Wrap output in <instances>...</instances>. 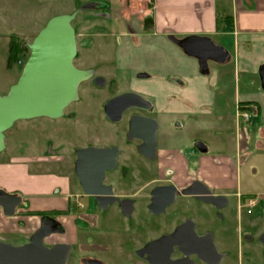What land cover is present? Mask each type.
I'll return each instance as SVG.
<instances>
[{
    "label": "rangeland",
    "instance_id": "1",
    "mask_svg": "<svg viewBox=\"0 0 264 264\" xmlns=\"http://www.w3.org/2000/svg\"><path fill=\"white\" fill-rule=\"evenodd\" d=\"M134 7L137 12L132 17L140 14V2L134 0ZM91 6L83 9L84 6ZM126 5L120 0H0V21L3 24L2 33L7 36H17L22 42L30 44L37 33L44 27L47 21L55 16L70 14L76 9L80 11L71 21L76 35L77 57L73 61L76 68L95 65L98 69L106 70L104 63L116 68L112 70L115 85L110 90L86 88V84L80 87V94H88V104L75 105L73 108L79 110L73 119L63 117L58 120L47 118H35L16 121L5 133V149L0 153V161L8 160L12 156L36 157L45 153V149L50 145L60 147V153L65 155L64 166L71 175L73 151L79 146L88 144L103 143L105 132L108 130V123L100 111V102L111 93L121 91H138L144 96L154 97L157 102H162V90H159L156 83L149 79L151 74L160 73L168 65H181L186 71L195 69L196 78L208 82L213 79L221 80L223 94L216 100H208L205 107L208 112L200 105V141L206 146L207 152L212 154H234L235 153V134L237 132L235 123L239 128H246L252 132H257V136L264 143V117L247 110V118L236 117L234 110L235 103L232 99V92L236 84L242 91L245 89L248 80H259L258 69H252L249 65H244L241 58L238 59V69L236 75L233 67V41L230 36L214 37L216 42H221L230 52V58L223 64H216L209 61L207 72L200 71L197 60L184 54L179 48L173 45L165 37L152 36L141 37V34L132 38L127 34L126 27L120 20L118 11ZM7 41L0 38V83L4 87L0 88V94H5L6 81L17 82L24 63L29 55H21L18 62L12 63L7 67ZM177 47V48H176ZM109 63V64H108ZM101 67V68H100ZM216 72L225 73L217 75ZM141 74H147L146 78H139ZM218 80V81H219ZM250 90H255L254 86L248 85ZM152 95V96H151ZM146 96V97H147ZM69 108L66 112H71ZM219 112L218 118L212 113ZM260 134L263 136L261 137ZM249 158L241 166H237L240 178L239 191L253 199H257L255 205L251 206L246 201L242 208H238V199L234 195L235 189L229 191L228 203L225 208L218 210L213 205L200 201V233L209 232L213 237L214 244L218 249H225L233 257L234 263L237 262L238 253L242 254L239 264H264L262 247L259 243L247 242L243 235L250 229L248 218L262 216V206L264 196V151L253 150L252 143L249 145ZM45 167V166H44ZM44 169V168H43ZM212 193H221L215 189ZM257 233L264 226V220L255 219ZM255 224L253 227H255ZM117 220L111 218L110 226L117 227ZM80 228L82 225L80 224ZM81 229V230H82ZM84 231V230H82ZM78 245H71V253L67 264H77L78 257L92 255L99 258L117 257L112 254L94 251L81 252L80 246L83 242L88 247L96 246L97 240L103 241L104 236L95 235L94 241L90 237L79 231ZM98 237V239H97ZM106 237V236H105ZM94 237H92L93 239ZM62 239L59 235H52L44 239L46 245L59 242ZM18 241L22 242L21 239ZM91 245V246H90ZM252 260V261H251ZM116 261L121 262L120 259ZM106 264L104 261H102Z\"/></svg>",
    "mask_w": 264,
    "mask_h": 264
},
{
    "label": "flooded vegetation",
    "instance_id": "2",
    "mask_svg": "<svg viewBox=\"0 0 264 264\" xmlns=\"http://www.w3.org/2000/svg\"><path fill=\"white\" fill-rule=\"evenodd\" d=\"M134 20H138L137 17H134ZM142 23L145 25V20ZM76 57L77 53L74 60ZM106 63L103 65L106 70L103 68L100 70L95 65L78 68L91 70L90 78L80 83L77 100L64 109L63 115L50 120L56 121L63 117L73 119L79 111L73 107L82 103L88 104V94H80L82 84H86L87 89L96 88V90H110L115 85L116 78L112 70L116 67L112 66L113 63L105 66ZM147 76V74H141L138 77L146 78ZM97 77L101 78L97 80L101 86L95 82ZM122 93H135L144 101H136L135 104L120 112L123 102L111 105H108V102ZM146 96L138 91L130 90L111 93L99 101L102 116L108 123L103 143L79 146L73 151L74 159L71 175H69V187L74 194L72 198H76V202L71 203L69 208L83 209L87 217L93 219L96 217L98 222L96 227L88 220L84 223L85 235L92 241L95 235L105 236V233L101 231L102 228L110 223L112 216L116 215L118 225L113 234L125 246L123 253L118 251L117 256H128L126 254L130 252L132 256L138 258L136 253L140 249L162 236L174 234L172 240L182 245L186 242L188 235L191 237L190 242L197 243V236L205 233H200V153L207 152V149L200 141V115L187 114L180 110L170 112L165 109L164 102L159 103L153 99L154 97ZM71 107L73 109L67 113L66 111ZM110 117L117 118L113 121ZM257 134L255 132L252 135L248 129L239 128L235 134V153L220 155L234 165L245 163L250 156V143L253 150L264 151V143ZM260 136L262 137L261 134ZM90 147L105 150L98 158L102 163L108 160L109 155L115 157L113 167L103 172L99 201L90 192L82 189L75 173L76 150ZM201 147L205 149V152H200ZM59 149V145L48 146L45 153L39 156L42 165L64 166L65 155L60 153ZM94 189L93 184L89 183L88 190ZM214 195L225 196L227 205L229 193ZM234 195L238 199V208H242L244 201L247 203L252 198L241 191L235 192ZM261 198L263 199L262 216L247 217V220L251 221L249 222L251 230L243 235L247 242L259 243L258 236L264 230L263 226L257 235L253 236L258 229L254 220L258 218L264 220V196L262 195ZM226 205L220 209L213 206L221 210ZM55 211L52 209L43 212ZM44 217L55 218L53 215H45L41 218ZM254 224L255 227H253ZM60 227L62 228L61 224ZM261 247L263 249L262 245ZM149 251L152 252V248ZM180 256L176 250H173L170 255L172 258Z\"/></svg>",
    "mask_w": 264,
    "mask_h": 264
},
{
    "label": "crops",
    "instance_id": "3",
    "mask_svg": "<svg viewBox=\"0 0 264 264\" xmlns=\"http://www.w3.org/2000/svg\"><path fill=\"white\" fill-rule=\"evenodd\" d=\"M120 1L126 2V5L118 11L120 20L126 27V31L121 32L123 36L127 34L132 38L140 34L141 37L160 36L170 40L174 46L176 44L171 38L207 37L228 53V59L230 58L229 50L220 41L216 42L212 38L230 36L235 56L233 59L234 73L238 69L239 58L243 60L244 65H250L252 69H258L264 64V0H137L141 5L140 14L137 15L138 20L132 17V14L138 10V6L134 7V0ZM146 19H149V22H146ZM143 20H145V25L142 23ZM4 23L5 21H0V38L7 41L8 50L9 39L12 35L7 36L2 33ZM176 46L183 52L178 45ZM195 72H197L195 69L186 71V68L178 64L168 65L166 69H163L162 75L159 72L151 74L149 81L156 83L159 86L158 89L162 90L161 99L166 104V110L170 112L180 110L187 114L200 115V105H202L204 112L210 113L205 103L211 99L216 100L220 94H223L221 80L213 79L209 82L200 80L196 78ZM218 73L216 72L217 75L225 74L224 72ZM247 82L248 84L242 91L236 84L233 88L232 99L235 103L236 117L239 111L246 113L247 110L264 117V92L260 79L257 83L252 80ZM4 83H0V88L4 87ZM11 85H13V80L8 79L5 84L7 91ZM248 85L254 86L255 90L247 88ZM212 114L218 118L221 117L219 112ZM235 128L239 129L236 123ZM261 133L264 134V130ZM40 159L39 156H12L8 160L0 161V189L15 193L22 198V205L16 209L14 216L6 217L0 209V240L13 245L27 242L41 221V216L29 213L55 209L63 212L55 216L63 228L62 234L59 235L62 239L59 242L78 245L79 231L85 234V229L80 228V224L84 227L85 221L88 220L96 227L98 225L96 217L95 219L87 217L83 209L69 208L71 203L76 202V198H72L74 194L69 187L70 178L65 166L58 164L44 167ZM237 166L224 160L220 154L200 153V182L210 190L222 191L214 194H228L234 189L236 193H239L240 178ZM113 218L116 219V215ZM115 229L116 227L113 228L110 223L105 224L101 230L106 236L103 241L97 240L96 246L93 245V247H88L83 242L79 247L81 252L94 251L95 253L112 254L114 251L115 256L119 253L118 251L123 253L125 246L114 237ZM219 251L225 253L222 264L234 263L229 252L225 249H219ZM126 255L128 256L119 255L110 258L83 255L78 257L76 263L83 264V259L94 258L106 264H147L144 260L132 256L130 252ZM116 259H120L121 262ZM241 259L242 254L238 253V264ZM197 264L204 263L198 262Z\"/></svg>",
    "mask_w": 264,
    "mask_h": 264
},
{
    "label": "water",
    "instance_id": "4",
    "mask_svg": "<svg viewBox=\"0 0 264 264\" xmlns=\"http://www.w3.org/2000/svg\"><path fill=\"white\" fill-rule=\"evenodd\" d=\"M91 6H84L83 9ZM80 9L70 14L50 18L44 27L28 44L29 55L24 63L16 83L11 85L7 93L0 95V152L5 148L4 133L19 120L35 118L57 119L63 115L64 109L78 98V88L81 82L91 76V70H81L73 65L77 53L76 35L71 21ZM172 41L183 52L195 58L202 73L207 72L209 61L217 64L228 60V53L207 37L188 36ZM261 88L264 92V64L258 70ZM101 78L97 77L95 82ZM97 84L101 86L98 81ZM136 101H144L135 93H122L108 102L111 105L123 102L120 112ZM109 115V114H108ZM117 118V117H116ZM116 118L110 117L115 121ZM105 150L79 148L76 150L75 173L83 190L101 199L100 193L103 172L113 167L114 155H109L106 162L98 160ZM200 152L205 149L200 148ZM90 181V182H88ZM95 187L88 190V184ZM200 200L217 208L226 205V197L214 195L208 187L200 182ZM22 205V198L15 193L0 189V209L6 217L15 215L16 209ZM60 223L53 217L41 218L40 225L29 236L28 241L21 245H13L0 240V264H67L71 253V245L66 242H55L46 245L44 239L52 235L62 234ZM172 235L160 239L140 249L136 254L147 264H222L225 253L218 251L211 233L205 232L197 236V243L190 242L187 236L184 244L172 240ZM174 238V237H173ZM171 239L172 241H168ZM263 246L264 230L258 236ZM152 248V252H150ZM176 250L180 257H170ZM83 264H104L94 258L83 259Z\"/></svg>",
    "mask_w": 264,
    "mask_h": 264
},
{
    "label": "trees",
    "instance_id": "5",
    "mask_svg": "<svg viewBox=\"0 0 264 264\" xmlns=\"http://www.w3.org/2000/svg\"><path fill=\"white\" fill-rule=\"evenodd\" d=\"M146 22H149V19H146ZM28 51L29 49H28L27 43L22 42L17 36H14V35L10 36L9 44H8V55H7V60H6L7 67H10L12 63L16 61L18 62L19 57L21 55L28 53ZM29 214L38 215L42 217L45 215H53V216L61 215L63 214V212L55 211L52 213H45L43 211H37V212L29 213Z\"/></svg>",
    "mask_w": 264,
    "mask_h": 264
},
{
    "label": "built area",
    "instance_id": "6",
    "mask_svg": "<svg viewBox=\"0 0 264 264\" xmlns=\"http://www.w3.org/2000/svg\"><path fill=\"white\" fill-rule=\"evenodd\" d=\"M139 2V1H138ZM238 117H244V118H247V113H245V112H238ZM259 197H257L256 199H253V198H250L249 200H248V204L249 205H251V206H253V205H255V203L257 202V199H258Z\"/></svg>",
    "mask_w": 264,
    "mask_h": 264
}]
</instances>
